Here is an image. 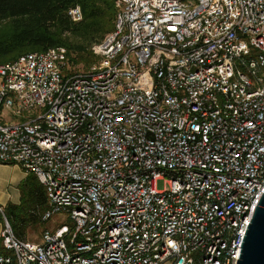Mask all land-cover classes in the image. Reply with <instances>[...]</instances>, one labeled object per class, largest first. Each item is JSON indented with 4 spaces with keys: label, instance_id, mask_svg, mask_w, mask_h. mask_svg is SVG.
<instances>
[{
    "label": "built area",
    "instance_id": "2783aa9c",
    "mask_svg": "<svg viewBox=\"0 0 264 264\" xmlns=\"http://www.w3.org/2000/svg\"><path fill=\"white\" fill-rule=\"evenodd\" d=\"M112 1L88 70L0 64V163L70 222L32 242L0 208V264H234L264 193V0Z\"/></svg>",
    "mask_w": 264,
    "mask_h": 264
},
{
    "label": "trees",
    "instance_id": "16d2710c",
    "mask_svg": "<svg viewBox=\"0 0 264 264\" xmlns=\"http://www.w3.org/2000/svg\"><path fill=\"white\" fill-rule=\"evenodd\" d=\"M79 6L82 19L73 22L69 9ZM116 9L112 0H0V64L19 56L63 47L67 54L65 74L90 68L97 58L91 47L114 28ZM19 205L8 204L3 215L12 232L25 239L28 229L41 224L47 210L43 186L31 174L20 186ZM2 215L0 214V222ZM0 239V255H7Z\"/></svg>",
    "mask_w": 264,
    "mask_h": 264
},
{
    "label": "water",
    "instance_id": "95a60500",
    "mask_svg": "<svg viewBox=\"0 0 264 264\" xmlns=\"http://www.w3.org/2000/svg\"><path fill=\"white\" fill-rule=\"evenodd\" d=\"M234 264H264V193L253 210Z\"/></svg>",
    "mask_w": 264,
    "mask_h": 264
},
{
    "label": "crops",
    "instance_id": "0c3cea01",
    "mask_svg": "<svg viewBox=\"0 0 264 264\" xmlns=\"http://www.w3.org/2000/svg\"><path fill=\"white\" fill-rule=\"evenodd\" d=\"M26 174L20 167L16 165L0 163V207L4 208L8 204L19 205L21 200L20 186L26 180ZM2 230V221L0 222V233ZM29 230V229H28ZM42 233V232H41ZM26 240H28L26 235ZM31 241V240H29ZM32 241V242H39ZM171 264V263H165Z\"/></svg>",
    "mask_w": 264,
    "mask_h": 264
},
{
    "label": "rangeland",
    "instance_id": "374dc122",
    "mask_svg": "<svg viewBox=\"0 0 264 264\" xmlns=\"http://www.w3.org/2000/svg\"><path fill=\"white\" fill-rule=\"evenodd\" d=\"M76 69H78V71H86V68H84L83 65L77 66ZM12 120L14 121L16 119L13 118ZM157 189L158 190L163 189V182L162 181H158L157 182ZM4 208H1L2 211L4 210ZM58 224H66V225H69L70 222H69V220L65 219V217L62 216V215L54 216L49 221L42 222L41 224H38L35 227L30 228L28 230V232H27V238H28V240H31V241H38V239H39V237L41 235V232L43 230L54 228Z\"/></svg>",
    "mask_w": 264,
    "mask_h": 264
}]
</instances>
